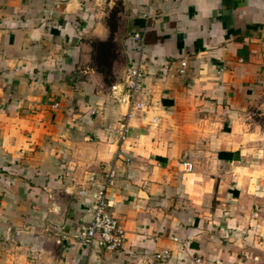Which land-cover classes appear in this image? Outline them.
Masks as SVG:
<instances>
[{"label":"crops","instance_id":"crops-1","mask_svg":"<svg viewBox=\"0 0 264 264\" xmlns=\"http://www.w3.org/2000/svg\"><path fill=\"white\" fill-rule=\"evenodd\" d=\"M99 191L117 253L78 240ZM0 264H264V0H0Z\"/></svg>","mask_w":264,"mask_h":264},{"label":"built area","instance_id":"built-area-1","mask_svg":"<svg viewBox=\"0 0 264 264\" xmlns=\"http://www.w3.org/2000/svg\"><path fill=\"white\" fill-rule=\"evenodd\" d=\"M133 41L138 45L141 58L137 65L132 66L128 82L124 92V100L129 105L127 115L120 122L121 138L125 141L131 128V121L137 115L143 116L147 111V105L144 101L146 92L140 82L142 77L141 62L144 58V39L140 34H134ZM188 63L181 62L180 74L185 73ZM156 121V119H155ZM180 171L183 173H192L194 164L188 161L180 163ZM84 194V192H82ZM92 221L81 228L78 240L81 246L87 248H99L108 253H117L124 247L126 241V231L119 220L108 211V200L104 191H99L93 196ZM168 253L158 254L157 258H168Z\"/></svg>","mask_w":264,"mask_h":264},{"label":"trees","instance_id":"trees-1","mask_svg":"<svg viewBox=\"0 0 264 264\" xmlns=\"http://www.w3.org/2000/svg\"><path fill=\"white\" fill-rule=\"evenodd\" d=\"M101 48L100 49H98V57L95 59V61H96V67H97V69L104 75V74H107V75H109L110 76V78H111V74H112V66H113V64L112 63H110V57H111V55H112V57H113V61H115L116 59H117V54L116 53H111L112 51H111V49H109L108 47L109 46H112V44H114V41L113 40H110V41H107V42H102V41H99V42H96ZM95 43V44H96ZM116 58V59H115ZM110 64V68H111V70L110 71H108V72H106L104 69H103V67L104 66H107V65H109ZM105 81H106V83H111V81L110 80H108V79H105Z\"/></svg>","mask_w":264,"mask_h":264},{"label":"rangeland","instance_id":"rangeland-1","mask_svg":"<svg viewBox=\"0 0 264 264\" xmlns=\"http://www.w3.org/2000/svg\"><path fill=\"white\" fill-rule=\"evenodd\" d=\"M120 47H121V45H120V43H115L114 42V44H112V46H109L108 48L109 49H111V53L113 54V53H116L117 54V58H118V56L120 55ZM101 47L96 43H94V62H95V65H96V61H95V59L98 57V49H100ZM114 57V56H113ZM113 57H112V55H111V57L109 58L110 60V63H114V61H113ZM116 59V58H115ZM97 66V65H96ZM103 69L106 71V72H108V71H110L111 70V68H110V64L109 65H107V66H104L103 67ZM110 69V70H109ZM104 77H105V79H108V80H110L111 81V78H110V76L109 75H107V74H104ZM111 77H112V74H111Z\"/></svg>","mask_w":264,"mask_h":264}]
</instances>
